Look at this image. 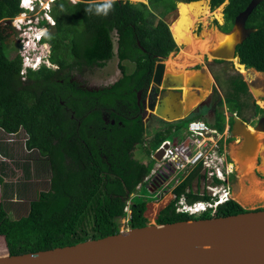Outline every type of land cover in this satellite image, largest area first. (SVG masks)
Returning a JSON list of instances; mask_svg holds the SVG:
<instances>
[{
  "label": "trees",
  "instance_id": "trees-1",
  "mask_svg": "<svg viewBox=\"0 0 264 264\" xmlns=\"http://www.w3.org/2000/svg\"><path fill=\"white\" fill-rule=\"evenodd\" d=\"M224 1L209 0L210 8ZM103 2L51 0L48 14L53 24L42 21L40 25L53 29L52 33L46 31L41 41L51 48L48 62L54 69L41 65L21 75V57L10 56L7 42L0 39V130L6 134L22 130L26 150H35L44 158L42 162L49 173L48 190L29 201L25 216L13 220L4 204L10 199L7 192L12 185L4 182L3 176L10 169L0 162V237L8 255L71 246L116 234L129 199L128 229L145 226V201H135L131 195L152 165L135 159L136 148L150 155L173 128L176 131L190 120L199 119L190 117L177 125L166 123L170 127L156 131L146 144L148 129L138 115L137 92L148 85L154 61L178 50L162 19L175 9V0H147V4L112 0L107 15L97 13L95 8L87 10L90 4ZM249 2L227 0L224 32L231 29L235 16ZM19 4L20 0H0V21L18 16L23 11ZM245 26L254 31L235 48L239 64L264 73V0L251 11ZM114 57L120 76L109 86L87 90L73 79L74 74L81 75L84 70L104 67ZM125 63L133 65L131 72H127ZM218 78L224 93L220 108L225 107L230 117L243 116L251 105L241 75L225 68ZM121 107L126 113L121 112ZM209 125L219 132L223 130L221 110ZM23 172L27 179L29 168L23 166ZM189 181L190 178L174 190L177 198ZM188 197L190 201L196 198ZM246 211L230 200L220 205L214 216ZM209 217L208 212L198 216L176 213L171 201L155 223Z\"/></svg>",
  "mask_w": 264,
  "mask_h": 264
},
{
  "label": "water",
  "instance_id": "water-1",
  "mask_svg": "<svg viewBox=\"0 0 264 264\" xmlns=\"http://www.w3.org/2000/svg\"><path fill=\"white\" fill-rule=\"evenodd\" d=\"M261 1L250 0L235 16L233 29L229 33H219L228 39L210 49L209 59L236 61L240 65L235 47L254 31L245 28V22ZM161 70L162 65H156L152 83L159 81ZM200 78L198 73H193L192 77L167 74L165 80L175 81V84L162 86L167 89L191 88ZM170 108L169 96L160 102V106L152 105L150 110L167 121L178 120V117H165ZM238 125L240 119L234 116L230 128L232 135H236ZM161 154V150L155 152L153 158L159 160ZM253 159L254 155L248 159V164ZM0 264H264V210L146 224L71 246L20 255L6 252L0 256Z\"/></svg>",
  "mask_w": 264,
  "mask_h": 264
},
{
  "label": "rangeland",
  "instance_id": "rangeland-1",
  "mask_svg": "<svg viewBox=\"0 0 264 264\" xmlns=\"http://www.w3.org/2000/svg\"><path fill=\"white\" fill-rule=\"evenodd\" d=\"M40 1L42 2V5L40 3H34L33 11L23 12L18 16L12 18L11 20L0 21V39H4L7 42V45L9 47L7 52L10 56L18 54L21 57V59L22 56L24 58L30 56L28 57L27 61L33 60L32 62L34 63H37L38 61V59L35 58L37 56L38 57L45 56L47 59L51 50L50 46L44 43L34 48L33 43L28 39V36L30 35L26 32V29H21V26L23 24H27L29 21L36 24L42 18L44 20L48 19V22L46 20L47 23H50L51 21L49 25H52V19L50 18L48 12L47 14L43 13L44 8L46 10L47 8L50 7V4L47 5L46 2H51V0H47V1L40 0ZM70 1L75 2V0H70ZM129 1L132 3L142 2L147 4V0H129ZM177 2L178 1L175 0V10L168 12L162 17V19L168 25L169 32H170V26L174 22L178 21V19L180 18V14L177 9V7L179 8L178 6L179 4L177 5ZM225 3L226 1H224V4L219 5L217 8L211 10L210 13H208V3L206 2V9L198 13L197 12L192 13L187 16L184 26L185 27L184 33L188 36L189 40L187 43L186 42L182 43V45L183 44L185 45L183 47H180L181 45H177V43H175L179 48L177 50L176 55L170 54L166 59V61L164 62L167 72H171V73L181 72L184 74L185 77L192 75L195 72V71H184L185 65H193L196 61L194 60L191 63H189L187 62L189 61L188 58L192 57L193 59H200L202 55L206 53L208 48L213 46L214 44L213 42L217 39V37L220 36V34L217 32L216 25L212 23V21L215 20L219 24H222V20L219 13L222 10V8L225 6ZM155 6L157 9L160 8V5L158 3ZM198 16H201V18L197 20ZM197 21L201 22L198 34L195 29L196 28L195 23ZM38 27L41 28L39 31L40 33H42L43 31L45 32L49 31L50 33L53 32L52 28L44 29L42 28L43 26H39V25ZM19 29H21L22 31H19ZM197 50H199V54L195 55ZM232 62L233 64L227 66L229 68H233L234 71H236L238 74L241 75V78L247 84V87L252 95V99L255 100V103L257 105L262 106L264 109V104L260 101V97H264V73L256 72L253 69H246L245 67H243L244 73H242L235 66L236 61H232ZM125 64L128 69L127 72H131L133 70V65L129 63H125ZM45 65L53 69L55 68L54 66L50 65L48 61H45ZM189 69L190 68H188V70ZM119 76L120 74L117 68V58L114 57L109 62H107L104 67L93 68L90 71L84 70L81 75L74 74L73 79L84 89L96 90L102 87L109 86L110 84L115 82L119 78ZM204 78L207 84L209 81L207 79L208 78L207 75H204ZM185 89L189 90L188 88ZM206 93L207 91L204 92V95H206ZM197 102L198 101H196L195 99L194 101L190 102V106L196 105ZM120 110L122 113H126L125 107H121ZM103 118L105 120L108 119L107 115H103ZM209 121H210L209 123H211V120ZM185 127L186 124L185 126L179 128L176 131L173 128L171 134L168 135L165 139L171 142L173 138L180 137V134L183 128ZM158 130H160V128ZM152 132H153V128H150L149 130L146 131V144L152 139L153 136ZM25 139H26V135L22 130H19L14 136L8 135L0 131V147L2 148L5 147L11 150L12 158H13V161L11 162V166L9 167L10 169L9 171H11V173L7 172L5 177H8V179L6 181L8 182L15 181L14 188L17 189V191H19V188L21 189L20 186L23 183H25L24 180H26L24 177L23 166L28 167L29 173L32 171L34 175L38 177L39 174H43L44 171L42 170L43 169L42 165H44L45 163L42 162L44 158H42L35 150L26 151V148L24 146ZM229 151L232 152L233 148L230 147ZM151 156L152 154L150 155L145 154L141 150V148H136L134 152L135 159H137L139 162L143 164L152 165L153 168L156 161ZM231 156L233 157V155ZM233 164L235 165L234 162ZM235 168L237 170L236 174H239L240 176L237 179L238 181L232 187L233 200L236 201L241 206H243L245 209L255 210L257 208H264V157L261 158L260 163L256 167H254V165L250 163L249 165H245L246 169L245 168L244 170L242 169L243 171L239 170L237 166H235ZM254 168H256L257 170L256 176L253 175ZM48 179L47 181L39 180L40 182L37 183L35 189L32 188L28 189L27 194L23 195L24 196L23 201L8 202V200H5L4 204L8 212L10 213V214L8 213L10 219L17 220L28 213L29 200L35 199L39 191L48 190ZM146 185L147 183L143 182V184L136 187V191L134 194L131 195V197L134 195L135 201H145V211L143 213V216L147 219V224H152L156 222L157 217L160 214V211L163 209V207L167 206L170 203V201H172V198H171V194L168 193L162 196L161 198L153 199L152 197L154 193L150 192L146 188ZM0 190H1V186H0ZM118 222L120 223L121 228H126V226H124L123 220H119ZM4 245H5L4 240L2 239V237H0V256L6 253V249Z\"/></svg>",
  "mask_w": 264,
  "mask_h": 264
},
{
  "label": "flooded vegetation",
  "instance_id": "flooded-vegetation-1",
  "mask_svg": "<svg viewBox=\"0 0 264 264\" xmlns=\"http://www.w3.org/2000/svg\"><path fill=\"white\" fill-rule=\"evenodd\" d=\"M198 1H203L205 3L206 2L208 3V13H210L211 10L215 9V8L214 9L210 8L209 0H198ZM191 2H197V1H191ZM191 2L178 1L177 5L180 3L188 4ZM222 4H224V2ZM226 4H227V0H226L225 5ZM224 8L225 6L222 8V10L219 13L221 20H222V24H219L215 20L212 21V23L216 25V29L218 33H229L233 29V26H232L229 31L227 32L223 31V28L225 26ZM200 18L201 16H198L197 20ZM200 25H201V22L199 21L195 23V26H196L195 29H196L197 34L199 31ZM245 28L247 27L245 26ZM247 29H250V28H247ZM183 46L185 45L183 44L180 47H183ZM176 53L177 51L171 52L170 54L176 55ZM207 53H204L200 59H193L192 57L188 58L189 61L187 62L189 63H191L194 60L196 61L193 65H185L184 71H195L194 73H198L199 76L201 75V78L199 79V81L197 80L195 82L196 86L195 87L192 86L191 88H188L189 90H186L185 88L167 89L166 87H163L162 86L163 84H168V85L175 84V81L170 82V81L165 80L167 74H171L174 76L178 74H182V75L184 74L181 72L171 73V72L166 71V66L164 62L166 61V59L168 58L170 54L166 56L165 58H157V60H155L153 63L151 78H150L148 85L137 92L138 115L141 117L142 122L144 123V125L147 127L148 130L150 128H153L152 133L154 134L156 131L165 130L169 128L170 125H167L166 123L177 125V124L184 122L186 119L190 117H199L200 120L206 123H209L210 122L209 120H211L212 122L214 120V115L217 112H220L221 110V114L226 122V125L228 126V132L225 135V141H224V151H225L228 161L231 162L230 164L231 169L228 172V174L224 177L225 180L223 182V185L226 187V189H228L229 196L231 197L230 200H233L232 187L238 181L237 179L240 176L239 174H236L237 170L235 166H237L239 170H242V169L244 170L245 165H249L248 159L252 155H254V159L251 161V163L254 165V167H256L260 163L261 158L264 157V109L262 106L257 105L255 103V100L252 99V95L247 87V91L250 96L248 99V102L250 103L251 107L246 110L243 116L238 117L240 119V125H238L236 135H232L230 131L232 122L229 123V119L230 118L232 119L236 115L233 114L230 117V114L227 112L226 108L225 107L220 108L219 106V102H222V100L224 99V93H223V86L220 85L218 75H220V73L223 74L225 72V68L228 67L227 65H231L233 64V62L226 61L223 59H209ZM198 54H199V50L196 51L195 55H198ZM156 65H162L161 76L157 83H152L153 71ZM188 68L190 69L188 70ZM227 69L230 72L234 71L233 68L228 67ZM204 75H207L208 77L207 79L209 81L207 84H206ZM188 77H192V75H189ZM184 83L186 84V81H184ZM206 91L207 93L206 95H204V92ZM169 96L171 97V108L169 111H167L168 113H165V117H178V120H175L172 122L167 121L166 119L155 115L150 110V107L152 105H154L155 107L160 106V102L164 98H167ZM195 99L196 101H198L196 105L190 106V102L194 101ZM260 101L264 104V97H260ZM159 128L160 130H158ZM230 147L233 148L232 152L229 151ZM231 155H233V157L235 158H233ZM232 161L235 163V165L233 164ZM253 173H254L253 175L255 176L257 175L256 168L253 169ZM202 177H203V173H201L200 170H197V169L192 170L189 176L186 178V180L190 178V181L188 185L185 187V189L188 188L191 190L192 189L198 190L201 185L200 179ZM241 207L244 208L243 206ZM165 208L166 206L163 207V209ZM245 210L249 211V209H245Z\"/></svg>",
  "mask_w": 264,
  "mask_h": 264
},
{
  "label": "built area",
  "instance_id": "built-area-1",
  "mask_svg": "<svg viewBox=\"0 0 264 264\" xmlns=\"http://www.w3.org/2000/svg\"><path fill=\"white\" fill-rule=\"evenodd\" d=\"M51 23V21H50ZM53 24V22H52ZM22 56L21 74L25 73V67H34L35 63ZM228 126L225 125L222 132L209 126L200 120H191L183 128L180 137H175L170 142L164 140L153 152L162 151L159 160L149 174L143 178L146 188L154 193L153 199L161 198L165 194H171L176 213L189 216L200 215L208 212L214 216L217 208L230 200L228 189L223 185L224 177L231 169L224 151L225 135ZM153 158V156H151ZM154 159V158H153ZM194 169L203 173L201 185L198 190L185 189L177 198L174 190L181 185ZM139 184V185H141ZM138 185V186H139ZM137 186V187H138ZM196 197L190 201L189 195ZM134 195L132 196V198ZM130 199L124 207V226L119 231L127 230L130 219Z\"/></svg>",
  "mask_w": 264,
  "mask_h": 264
},
{
  "label": "clouds",
  "instance_id": "clouds-1",
  "mask_svg": "<svg viewBox=\"0 0 264 264\" xmlns=\"http://www.w3.org/2000/svg\"><path fill=\"white\" fill-rule=\"evenodd\" d=\"M42 1H47V0H42ZM34 3H40L41 5H42V2L40 1V0H30L29 2H27V4H24L23 3V0H20V4H19V6H20V8L21 9H23V11L21 12V13H23V12H31V11H33L34 10ZM46 4L47 5H49L50 4V2H46ZM111 7H112V0H104V2L103 3H101V4H97V5H89V8L87 9L88 11H91L93 8H95V11L97 12V13H103L104 15H107V13H108V11L111 9ZM48 9L49 8H47L46 10H45V8L43 9V13H45V14H47V12H48ZM20 13V14H21ZM47 20V22H48V19H46ZM46 20H44L43 18L39 21V22H37L36 24H34L33 22H31V21H29L27 24H23L22 26H21V29H26V32L30 35V36H28V39L33 43V47L35 48L36 46H40V45H42V44H44L41 40H42V36L44 35V33H45V31H43L42 33H40L39 31H40V29L41 28H39L38 27V25L39 26H42V25H40V23L42 22V21H45L46 22ZM46 22V23H47ZM47 24H50V23H47ZM42 28H44L45 29V27L43 26ZM21 29H19V31H22ZM32 29H34V30H32ZM38 30V31H37ZM27 39V38H26ZM46 44V43H45ZM35 51H37V50H35ZM28 57H30V56H28ZM35 58H37L38 59V61H37V63H35V66L34 67H31V66H26L25 67V70L26 69H32V70H36V69H38V67L39 66H41V65H45V61H48V57H47V59H46V57L45 56H43V57H35ZM34 58V59H35ZM33 61V60H32ZM31 61V62H32ZM46 66V65H45ZM24 74V73H23ZM23 74H21V75H23ZM193 120H200V119H193ZM191 121V120H190ZM200 121H202V120H200ZM204 122V121H203ZM188 123V122H187ZM186 123V124H187ZM206 123V122H205ZM208 125H209V123H207ZM225 125H226V122H225ZM224 125V126H225ZM210 126V125H209ZM216 129V128H215ZM223 131V130H222ZM221 131V132H222ZM152 154V153H151Z\"/></svg>",
  "mask_w": 264,
  "mask_h": 264
},
{
  "label": "bare ground",
  "instance_id": "bare-ground-1",
  "mask_svg": "<svg viewBox=\"0 0 264 264\" xmlns=\"http://www.w3.org/2000/svg\"><path fill=\"white\" fill-rule=\"evenodd\" d=\"M29 1L30 0H23V3L24 4H27V2H29ZM178 6H179L178 11H179V14H180V18L178 19V21L174 22L170 26V32H171V35H172L175 43H177V45H182V43H185V42L187 43L188 40H189L188 39V36L184 33V30H185V27L184 26H185V21H186L187 16L190 15V14H192V13H196V12L198 13V12L206 9V3L203 2V1L202 2H195V3H188V4H183L182 3V4H179ZM227 39H228V37H223V36L220 35L213 42L214 44H213L212 47H215V45H218L221 41H224V42L227 41ZM212 47L208 48V50L206 49L207 50L206 53L209 52L210 51L209 49H212ZM235 66L240 70V72L244 73L243 66L237 65V64ZM245 73H247V72H245ZM243 153H244V151H243ZM245 153H246V151H245ZM246 155H248V154H246ZM262 193H263V191H262Z\"/></svg>",
  "mask_w": 264,
  "mask_h": 264
},
{
  "label": "crops",
  "instance_id": "crops-1",
  "mask_svg": "<svg viewBox=\"0 0 264 264\" xmlns=\"http://www.w3.org/2000/svg\"><path fill=\"white\" fill-rule=\"evenodd\" d=\"M8 135L14 136L15 134H8ZM1 150L2 151H0V162L8 164V166L10 167L11 162L13 161L12 151L9 150L8 148H5V147L4 148L1 147ZM42 168H43L42 170H44V171H43V174H39V177L35 176L34 173L31 171L30 176L26 180H24L25 183H23L20 186L21 189L19 188V191H17V189L14 188L15 187L14 186L15 181L14 182H12V181L8 182V181H6L8 179V177L3 176V181L8 183L9 186H10V184L12 185V187H9L8 192H7V196L10 199H6V200H8V202L23 201V199H24L23 195L27 194L28 189H30V188L35 189L37 183L40 182L39 180L47 181V179L49 177V173L47 171L46 165L45 164L42 165ZM6 172L11 173V171H6ZM0 192H1V190H0ZM39 192H41V191H39ZM29 201H31V200H29Z\"/></svg>",
  "mask_w": 264,
  "mask_h": 264
}]
</instances>
